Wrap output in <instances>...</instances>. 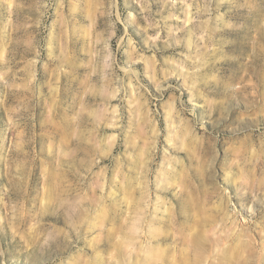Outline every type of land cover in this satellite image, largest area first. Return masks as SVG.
I'll use <instances>...</instances> for the list:
<instances>
[{
	"label": "rangeland",
	"instance_id": "rangeland-1",
	"mask_svg": "<svg viewBox=\"0 0 264 264\" xmlns=\"http://www.w3.org/2000/svg\"><path fill=\"white\" fill-rule=\"evenodd\" d=\"M0 264H264V0H0Z\"/></svg>",
	"mask_w": 264,
	"mask_h": 264
}]
</instances>
